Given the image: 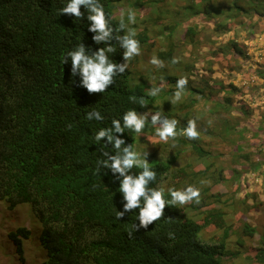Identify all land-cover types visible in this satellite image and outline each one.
Wrapping results in <instances>:
<instances>
[{
	"label": "trees",
	"instance_id": "trees-1",
	"mask_svg": "<svg viewBox=\"0 0 264 264\" xmlns=\"http://www.w3.org/2000/svg\"><path fill=\"white\" fill-rule=\"evenodd\" d=\"M120 1L101 0L107 15L111 16L110 4ZM138 2H133L136 8ZM160 2L163 0H146L152 6L160 4L159 10L163 9L162 14L169 20V24L157 22L162 31H167L168 43L172 44V34L182 30L180 38L192 54L203 53L190 57L188 62L178 59L176 64L179 65L173 67L192 76L197 72L193 60L202 63L201 70L209 76L202 79L204 85L193 91L205 98L212 117L222 115L220 127L215 126L218 130L215 140H219L220 149L228 145L232 152L229 153L232 166L224 169L215 162L206 163L198 174L211 180V186L226 188L229 191L226 199L235 208L242 206L241 201L247 209L252 205L258 207V192L248 189L251 173H259L260 168H264V137L260 135L264 133V113L252 132L246 122L234 124L233 111L247 118L250 104L233 97L239 90L232 81L221 82L213 75L219 65L234 79L237 74L232 76V71L252 69L246 47H253L259 34L249 29L255 24L264 25V0H188V5L175 11ZM61 7V0H0V203H6L9 210L29 205L41 225L38 242L45 254L41 264H221L224 245L201 240L199 233L220 230L222 236L227 237L236 229L233 231L228 225L229 213L215 204L221 194L203 195L211 186L200 190L198 204L187 203L192 212L201 214L198 219L184 208L177 210L182 205H166L161 219L147 229L133 232L131 238L128 231L132 229L138 209L127 213L121 221L116 219V208H121L118 182L112 183L106 170L96 171L102 149L94 145L93 136L100 127H109L112 119L119 118L128 109L148 111L151 115L149 109L154 98L148 97L142 87H129L128 69L114 77V84L103 93L89 94L77 86L78 78L77 83H73L70 64L62 63L64 54L80 40L93 50L97 46L91 39L93 33L87 30L86 20L82 22L59 14ZM189 7L190 12L185 16L183 9ZM181 13L183 20L178 23ZM207 19L211 20L217 40L210 44L204 42L210 46L200 51L198 46L203 43L197 22ZM111 20L118 27L119 22L112 16ZM146 29L137 31L135 38L140 46L145 42ZM242 36L247 39L241 41ZM171 50L173 45L168 52L159 51L158 58L172 63L176 57ZM122 51L117 46V53L113 55L115 61L121 62ZM143 57L151 59V56ZM263 67L264 59L250 73H256L259 79L258 93H264ZM133 96H144L147 108L133 103ZM93 108L101 112L103 121L86 119V113ZM133 134L125 130L122 135L127 143L133 144ZM247 134L251 141H259L257 145L254 141L255 147L244 143ZM245 149L249 151L243 153ZM189 152L198 154L203 162L207 157L213 159L219 155L196 145L190 147ZM176 156L171 158L176 161ZM150 166L156 170L160 184L169 165ZM211 167L216 171L211 172ZM192 186L199 184L195 182ZM165 197L169 198L167 194ZM248 197L252 199L251 204ZM200 208L201 213L197 211ZM30 236V229L24 226L7 233L14 254L21 262L24 243Z\"/></svg>",
	"mask_w": 264,
	"mask_h": 264
},
{
	"label": "rangeland",
	"instance_id": "rangeland-1",
	"mask_svg": "<svg viewBox=\"0 0 264 264\" xmlns=\"http://www.w3.org/2000/svg\"><path fill=\"white\" fill-rule=\"evenodd\" d=\"M135 1L122 0L117 3H111L109 6L110 14L116 21L119 22L121 13L124 14L126 24L128 10L131 8L136 12L135 24H127V29L131 27L136 34L138 30L141 32L140 30H145L146 26H149V29H146V34L143 33L145 34V42L140 46V55L134 57L129 62L128 70L130 71V76L128 78V85L130 88L136 86L142 87L146 94L151 86L160 85L162 87L161 93L157 97H151L152 99L154 98L151 108L149 109L151 115L156 111H161L169 118H176L179 122L177 125L178 131L185 126L187 120L195 119L199 136L198 139L190 140L182 134L178 135L174 142L175 147H172V140L168 142L160 141L159 138L154 135L152 126L146 124L143 136H141V134H133V145L140 151L149 152L148 159L150 165L155 163L169 165L167 174L160 181V186L165 189V194H167V189L169 187L182 189L188 185H193L195 182H198L199 186L196 187L200 190L209 188L212 185V181L208 178H204L202 176L204 174H198V170L203 168V164L215 162L218 166L223 165L224 169L228 166H232L229 162L232 153L229 146L226 145L223 149H220L218 145L219 140H215V134L218 133L215 126L220 127L222 115L217 114L212 117V109L209 110L205 98L193 91L204 85L203 80H206L209 74L201 70L203 66L202 63H197L195 59L193 63L197 67V72L190 76L188 72L186 73L173 67L179 64L164 62L165 67L157 68L149 63L145 57L141 58L142 56L152 57L153 55L158 57V52H168L170 45H173L171 54H174L173 57L178 58L181 62L191 61L190 57L193 58V56L196 55L200 56L203 53L198 52L197 54H192L189 46L184 44L183 40L180 38L182 30H178L172 34L170 36L172 44L168 43L169 37L167 31H162L157 25L159 20L169 24V20H166V15L162 14L163 9L159 10L161 6L158 4L159 2L156 6L153 5V7L152 4L146 3V0H138V7L136 8L133 5ZM160 3L170 8L172 11H175L184 8L186 3L188 5V0H163V2ZM189 12L190 7L183 9L185 16L188 15ZM174 16L176 17V15ZM182 17L183 15L181 13L178 23L182 22ZM190 22L191 21H189V23ZM127 29H125V31H127ZM197 29L200 32L199 37L203 43L198 46V49L200 51L206 50L210 46L209 42L217 40L214 31L211 29V20H200L199 23L197 22ZM252 30L254 34H259V37L253 43V47H246L247 53L251 55L250 61L252 69L250 68V71L246 68L240 72L232 71V76L237 74L234 79L233 77L229 78L226 72L223 71L222 66L219 65L217 67L220 68L214 69L216 74L213 75L216 80L221 79V82H225L226 80L227 82L228 80L232 81L234 86L239 90L233 97L242 99L245 103L250 104L249 116L247 118L237 116V114H239L237 111L231 112L232 115H234L232 118L234 119V124L246 122L245 125L249 127L250 132L256 129L264 113V93H258L257 88L259 85H256L259 79L254 75L256 73L250 75L251 71L253 73L254 69H256V64L261 63L264 59V25L260 26L255 24L254 27L249 29V31ZM245 38L247 39V36H242L240 40L245 41ZM181 77L188 78L187 88L180 101L171 103L170 101L172 100L175 90V82ZM151 115H149V117ZM260 135L264 137L263 132L260 133ZM254 141L256 142L255 145L259 142L256 140L251 141L249 134H247L244 143L250 144L253 148L255 147ZM195 145L196 147L202 146L203 149L208 148L212 154L218 153L219 155H214V161L212 157H207L206 162H203L202 159H199L198 154L195 155L189 152V148ZM247 151L249 150L245 149L243 153ZM174 154L177 155L176 161L171 158ZM254 158L256 159V156H254ZM214 171H216L214 167H211V172ZM259 174L261 176H259ZM251 176L252 179L250 180L248 190L258 192L257 199L260 201L258 207L252 205L247 209V206L244 205V201H241L243 207L239 206L235 208L229 202V199H226L229 195V191L224 187L211 186L212 188L210 190L203 193L206 197H210V193L221 194V196H219L220 201H216L215 204L229 213L226 217L228 225L233 231L236 229L227 237H223L220 230H215L213 232L202 230L199 233L201 240L204 238L203 240H206L208 243H222L224 245L223 256L220 257L221 264H264V168H260L259 173H251ZM251 200V197H248L250 204L252 202ZM221 202H224L223 206H221ZM181 208H184L185 212L192 214L193 216L191 217L194 219H198L201 215L192 212L187 204L179 206L177 210ZM200 210L201 208L197 211L199 212ZM203 210L205 209L202 208V211ZM180 216L182 215L180 214ZM19 226H24L31 231L30 238L24 243V259L22 262L19 261L14 254L13 248L7 239V233L15 230ZM40 234L41 225L31 212L29 205L22 204L18 205L13 210H9L6 207V203H0V264H41L45 254L43 249L39 246L38 239Z\"/></svg>",
	"mask_w": 264,
	"mask_h": 264
},
{
	"label": "clouds",
	"instance_id": "clouds-1",
	"mask_svg": "<svg viewBox=\"0 0 264 264\" xmlns=\"http://www.w3.org/2000/svg\"><path fill=\"white\" fill-rule=\"evenodd\" d=\"M61 3L59 14H67L82 22L86 20L87 30L93 33L91 39L97 46L93 50L91 45H85L80 40L64 54L62 63L70 64V77L73 83H77L78 78V87H82L89 94L103 93L114 84V77L124 74L129 62L140 55V41L135 38L136 32L127 29V24H135L136 12L131 8L128 10L127 24L124 14L121 13L117 27L112 24L111 16L107 15L101 0H61ZM117 46L123 50L122 62L113 59V55L117 53ZM171 62L176 64L179 61L178 58H173ZM149 63L157 68L165 67L164 62L155 55L151 57ZM187 85V77L176 80L171 103L181 100ZM161 91L160 85H153L149 88L147 96L157 97ZM131 100L138 103L141 108H147L148 101L144 96H133ZM86 119L103 121L104 116L93 108L86 113ZM178 123L176 118H169L161 111H156L149 117L148 111L141 113L136 109H128L119 118L112 119L109 127H100L94 133V145L98 144L102 149L96 162V171L106 170V175L110 174L111 182H118L121 208L120 210L116 208V219L121 221L127 213L138 209V212L135 211L136 219L132 229L128 231L130 238L133 232L138 233L141 229H147L153 222L161 219L165 214L166 205L200 202V189L192 185L182 189L169 187L167 189L169 198L166 199L165 189L157 182V172L150 166L149 152L140 151L132 143H127L122 135L125 130H129L143 136L146 124H150L154 129V135L160 141H173L172 147H175L174 142L178 135L182 134L190 140L198 138L195 119L187 120L179 131ZM169 236L172 237L173 234L170 232Z\"/></svg>",
	"mask_w": 264,
	"mask_h": 264
}]
</instances>
